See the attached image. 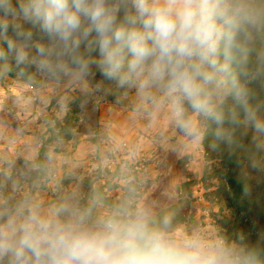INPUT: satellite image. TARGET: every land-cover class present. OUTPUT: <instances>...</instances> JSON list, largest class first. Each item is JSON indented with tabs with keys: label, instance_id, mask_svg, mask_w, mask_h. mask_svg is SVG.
I'll return each instance as SVG.
<instances>
[{
	"label": "clouds",
	"instance_id": "9594fccd",
	"mask_svg": "<svg viewBox=\"0 0 264 264\" xmlns=\"http://www.w3.org/2000/svg\"><path fill=\"white\" fill-rule=\"evenodd\" d=\"M258 38L264 41V5L255 0H0V61L70 82L95 69L154 109L166 108L188 136L198 134L189 110L214 123L220 140L224 126L241 119L264 135L249 86L264 83ZM0 264L264 261L243 234L209 237L127 204L93 218L89 209H45L24 197L0 200Z\"/></svg>",
	"mask_w": 264,
	"mask_h": 264
},
{
	"label": "rangeland",
	"instance_id": "374dc122",
	"mask_svg": "<svg viewBox=\"0 0 264 264\" xmlns=\"http://www.w3.org/2000/svg\"><path fill=\"white\" fill-rule=\"evenodd\" d=\"M93 71L70 82L0 61V200L66 203L93 218L127 204L209 237L241 235L220 161L204 146L208 120L189 110L198 134L188 136L166 108Z\"/></svg>",
	"mask_w": 264,
	"mask_h": 264
},
{
	"label": "trees",
	"instance_id": "16d2710c",
	"mask_svg": "<svg viewBox=\"0 0 264 264\" xmlns=\"http://www.w3.org/2000/svg\"><path fill=\"white\" fill-rule=\"evenodd\" d=\"M264 5V0H256ZM254 47L264 48V41L257 39ZM254 55V54H253ZM254 98L251 104L258 115L264 118V83L257 80L249 85ZM232 107L231 100L226 108ZM227 139L216 136L217 126L208 120L204 134V146L216 154L223 171V179L229 189V204L234 220V229L247 240L258 245L264 261V135L256 133L241 119L238 126L226 124ZM45 147L41 148L37 163L43 165Z\"/></svg>",
	"mask_w": 264,
	"mask_h": 264
}]
</instances>
